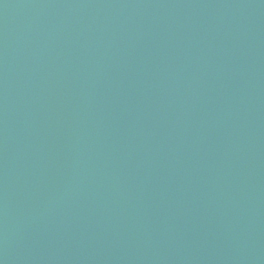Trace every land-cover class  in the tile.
<instances>
[{"label": "water", "instance_id": "obj_1", "mask_svg": "<svg viewBox=\"0 0 264 264\" xmlns=\"http://www.w3.org/2000/svg\"><path fill=\"white\" fill-rule=\"evenodd\" d=\"M0 264H264V0H0Z\"/></svg>", "mask_w": 264, "mask_h": 264}]
</instances>
